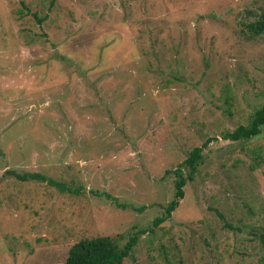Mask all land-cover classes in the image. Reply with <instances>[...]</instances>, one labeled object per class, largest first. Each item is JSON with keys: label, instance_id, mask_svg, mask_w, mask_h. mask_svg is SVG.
<instances>
[{"label": "rangeland", "instance_id": "rangeland-1", "mask_svg": "<svg viewBox=\"0 0 264 264\" xmlns=\"http://www.w3.org/2000/svg\"><path fill=\"white\" fill-rule=\"evenodd\" d=\"M263 10L0 0V264H62L80 238L121 245L148 227L122 264H264V126L221 137L264 103V31L248 28ZM209 137L183 197L152 226L174 191L165 171ZM30 172L80 190L17 178Z\"/></svg>", "mask_w": 264, "mask_h": 264}, {"label": "trees", "instance_id": "trees-1", "mask_svg": "<svg viewBox=\"0 0 264 264\" xmlns=\"http://www.w3.org/2000/svg\"><path fill=\"white\" fill-rule=\"evenodd\" d=\"M33 16L37 22H42L44 18L37 17L35 14H33ZM248 28L252 35H258L264 31V10L255 20L248 23ZM263 126L264 103L252 113L246 124H239L230 131H224L221 134V137L231 141L250 139L258 135ZM213 138L209 137L205 139L201 145L192 147L182 162L178 163L173 169H168L165 171L166 173H172L175 177L173 182L174 191L172 198L162 206V214L153 218L151 223L152 226H157L159 223L167 219L173 209L177 206L179 199H181L184 194L183 185L187 179L191 178L193 172L196 170L197 165L202 162L201 151ZM184 171L186 172L184 173ZM17 178L21 181L27 179L44 181L47 185L55 186L60 190L74 194H77L80 190V187L68 186L64 182L55 181L52 178L46 177L45 175L37 172L17 175ZM90 193L96 196H103L104 198L111 199L118 207L121 208L130 206L137 211H141L143 208H145V205H139L135 207L125 202H118L113 195L105 191L90 189ZM217 214L219 217H222L221 213L217 212ZM148 229H151V227L132 231L129 235H127V238L121 245L117 244L108 235L80 238L72 243L68 248L66 257L62 264H122L123 259L128 257L131 253L134 245L137 242L139 234L147 232ZM258 240L264 250V229L258 233Z\"/></svg>", "mask_w": 264, "mask_h": 264}]
</instances>
